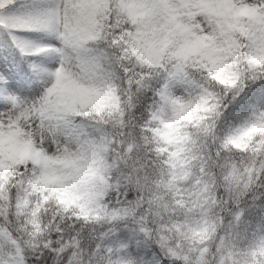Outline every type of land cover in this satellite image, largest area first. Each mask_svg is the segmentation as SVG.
<instances>
[{
    "label": "snow or ice",
    "instance_id": "6c2138e0",
    "mask_svg": "<svg viewBox=\"0 0 264 264\" xmlns=\"http://www.w3.org/2000/svg\"><path fill=\"white\" fill-rule=\"evenodd\" d=\"M0 28V264H264V0H0ZM225 153L186 246L169 176Z\"/></svg>",
    "mask_w": 264,
    "mask_h": 264
},
{
    "label": "clouds",
    "instance_id": "9594fccd",
    "mask_svg": "<svg viewBox=\"0 0 264 264\" xmlns=\"http://www.w3.org/2000/svg\"><path fill=\"white\" fill-rule=\"evenodd\" d=\"M239 25L228 24L237 35H243V26L247 23V17L243 14L239 15ZM257 60L264 64V54L257 57ZM22 150V149H18ZM233 156L236 160L240 159L239 153H225L221 157H212L207 162V171H202L197 165H193L186 172L180 171L174 176H169V180H175L177 184L176 192L170 197V201L174 200L177 193L180 194L181 200L175 201L179 205L180 210L174 217H168L164 222L171 224L174 232L169 235L175 239L178 235L187 245H191L195 240L197 243L210 240L215 231L214 217L216 212L211 211L212 204L216 202L217 193L223 195L228 191L226 183L227 173L223 168L225 159ZM194 159V157H189ZM244 176V173H241ZM231 187L234 190L242 189L243 182L236 179L232 182ZM259 193H264V186L254 189ZM264 203V201H262ZM208 205L201 211L204 205ZM187 205V207H185Z\"/></svg>",
    "mask_w": 264,
    "mask_h": 264
},
{
    "label": "trees",
    "instance_id": "16d2710c",
    "mask_svg": "<svg viewBox=\"0 0 264 264\" xmlns=\"http://www.w3.org/2000/svg\"><path fill=\"white\" fill-rule=\"evenodd\" d=\"M5 39H6V33L3 31L2 28H0V47L5 48ZM8 44H11L10 39L8 40ZM11 51V49H9ZM17 56H19V53H16ZM12 59V58H11Z\"/></svg>",
    "mask_w": 264,
    "mask_h": 264
},
{
    "label": "rangeland",
    "instance_id": "374dc122",
    "mask_svg": "<svg viewBox=\"0 0 264 264\" xmlns=\"http://www.w3.org/2000/svg\"><path fill=\"white\" fill-rule=\"evenodd\" d=\"M7 56V55H6ZM10 56V55H9ZM5 59V54H3L0 50V61Z\"/></svg>",
    "mask_w": 264,
    "mask_h": 264
}]
</instances>
